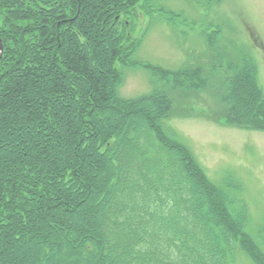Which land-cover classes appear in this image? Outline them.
Returning <instances> with one entry per match:
<instances>
[{"label":"trees","instance_id":"16d2710c","mask_svg":"<svg viewBox=\"0 0 264 264\" xmlns=\"http://www.w3.org/2000/svg\"><path fill=\"white\" fill-rule=\"evenodd\" d=\"M137 1L0 0V264H264L232 231L248 219L237 183L193 166L164 96L115 94L112 18ZM252 79H231L255 112L238 123L264 126Z\"/></svg>","mask_w":264,"mask_h":264},{"label":"rangeland","instance_id":"374dc122","mask_svg":"<svg viewBox=\"0 0 264 264\" xmlns=\"http://www.w3.org/2000/svg\"><path fill=\"white\" fill-rule=\"evenodd\" d=\"M112 20L128 61L115 64L120 71L115 94L131 99L154 89L164 96L166 125L180 137L193 166L212 185L224 179L237 183L248 219L244 231L234 226L232 231L260 241L264 260V126L238 123L255 112L239 111V100L248 99L241 94L235 99L230 88L231 79L249 69L264 106V0H138ZM186 67L200 75L182 78L183 85L171 83L168 74ZM231 116L242 117L234 122ZM237 262L257 264L244 254Z\"/></svg>","mask_w":264,"mask_h":264},{"label":"water","instance_id":"95a60500","mask_svg":"<svg viewBox=\"0 0 264 264\" xmlns=\"http://www.w3.org/2000/svg\"><path fill=\"white\" fill-rule=\"evenodd\" d=\"M1 53H2V42H1V39H0V56H1Z\"/></svg>","mask_w":264,"mask_h":264}]
</instances>
